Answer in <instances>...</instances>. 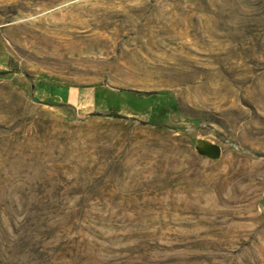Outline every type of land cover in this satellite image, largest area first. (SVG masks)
Masks as SVG:
<instances>
[{"label":"rangeland","instance_id":"1","mask_svg":"<svg viewBox=\"0 0 264 264\" xmlns=\"http://www.w3.org/2000/svg\"><path fill=\"white\" fill-rule=\"evenodd\" d=\"M0 264H264V0H0Z\"/></svg>","mask_w":264,"mask_h":264},{"label":"water","instance_id":"2","mask_svg":"<svg viewBox=\"0 0 264 264\" xmlns=\"http://www.w3.org/2000/svg\"><path fill=\"white\" fill-rule=\"evenodd\" d=\"M213 152H214L215 154H217V153H218V148H217V147H214V148H213Z\"/></svg>","mask_w":264,"mask_h":264}]
</instances>
